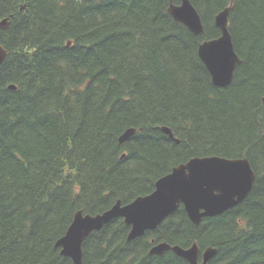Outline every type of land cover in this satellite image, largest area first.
I'll use <instances>...</instances> for the list:
<instances>
[{"label":"trees","instance_id":"obj_1","mask_svg":"<svg viewBox=\"0 0 264 264\" xmlns=\"http://www.w3.org/2000/svg\"><path fill=\"white\" fill-rule=\"evenodd\" d=\"M180 2L0 0V264H74L56 243L77 212L129 204L209 156L248 158L256 180L242 203L199 226L180 206L131 241L113 220L84 241L82 264H189L150 255L161 242L196 243L200 259L216 248L209 264H264V0H190L199 36L168 12ZM228 6L242 63L221 88L198 49L221 36Z\"/></svg>","mask_w":264,"mask_h":264},{"label":"water","instance_id":"obj_2","mask_svg":"<svg viewBox=\"0 0 264 264\" xmlns=\"http://www.w3.org/2000/svg\"><path fill=\"white\" fill-rule=\"evenodd\" d=\"M230 9L231 6L226 7L215 17L221 36L202 42L198 49V55L209 71L214 85L221 88L232 83L235 70L242 63L229 32ZM168 12L196 36L204 33L201 17L190 0H181L177 5L171 3ZM9 27V18L0 21V29L6 30ZM6 54V50L0 45V65L3 64ZM9 88L16 89L13 85ZM161 130L177 144L180 143L170 128L162 127ZM136 132L135 128L127 129L120 136V143L129 140ZM255 180L256 173L248 158H192L160 178L156 182L155 190L149 195L140 196L125 205L117 201L109 210L96 215L77 212L66 234L57 241L56 247L74 264H82V246L92 232L122 218L130 227L127 240L131 241L147 231L155 230L180 206L184 207L191 222L199 226L203 218L221 215L242 203L249 196ZM167 251H173L189 264H209L217 254V249L210 247L202 253L200 259V249L196 243L185 249L167 242L154 244L149 253L160 256Z\"/></svg>","mask_w":264,"mask_h":264},{"label":"bare ground","instance_id":"obj_3","mask_svg":"<svg viewBox=\"0 0 264 264\" xmlns=\"http://www.w3.org/2000/svg\"><path fill=\"white\" fill-rule=\"evenodd\" d=\"M31 25V24H30ZM77 85V84H76Z\"/></svg>","mask_w":264,"mask_h":264}]
</instances>
